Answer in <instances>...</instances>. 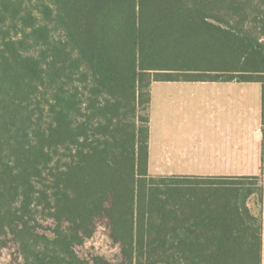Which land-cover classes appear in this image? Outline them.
Here are the masks:
<instances>
[{"label": "trees", "instance_id": "16d2710c", "mask_svg": "<svg viewBox=\"0 0 264 264\" xmlns=\"http://www.w3.org/2000/svg\"><path fill=\"white\" fill-rule=\"evenodd\" d=\"M154 81L264 87V0H0V238L23 264H93L102 215L120 264H264L258 175L150 174Z\"/></svg>", "mask_w": 264, "mask_h": 264}, {"label": "rangeland", "instance_id": "374dc122", "mask_svg": "<svg viewBox=\"0 0 264 264\" xmlns=\"http://www.w3.org/2000/svg\"><path fill=\"white\" fill-rule=\"evenodd\" d=\"M232 94L239 96L240 101L246 105L253 104L254 113L250 109L229 110L222 106L226 103V98ZM151 114L154 134L160 133L165 136L190 134L195 139L194 147L187 151L185 164L181 165L194 170L185 171L184 174H168V172L157 171H150V174L152 176H211L203 175L204 171L196 170L210 163L205 160L206 158L214 156V149L202 145L204 140L208 143L215 142L221 134L220 128H223L220 121L226 118L257 116L262 119L264 124V87L261 82L255 81H154L151 85L150 116ZM210 123L213 126H210ZM181 140L183 141V138ZM174 166L179 165L174 163ZM263 171L258 175V185L264 188ZM213 174L219 173L213 172ZM250 202L255 212H257L256 209H261L258 195H254ZM39 223L40 228L48 233L56 225L53 220H41ZM77 251L80 256L91 260L93 264H120L123 260L121 246L112 237L110 221L106 215L97 218L93 236L78 246ZM96 257L101 258L99 263L94 261ZM0 264H23L19 246L12 235L0 238Z\"/></svg>", "mask_w": 264, "mask_h": 264}, {"label": "crops", "instance_id": "0c3cea01", "mask_svg": "<svg viewBox=\"0 0 264 264\" xmlns=\"http://www.w3.org/2000/svg\"><path fill=\"white\" fill-rule=\"evenodd\" d=\"M226 99V103L222 104V106L229 110L250 109L252 112L255 110L253 104L246 105L244 102L242 103L239 96H235V94L228 96ZM218 104H220L219 101ZM220 123L223 128H220L221 134L215 142L208 143L204 140L202 144L206 148L214 149V156L206 158L205 160L210 163L196 170L204 171L203 175L211 176L261 174L262 170H264V124L262 123V119L250 115L237 116L226 118L220 121ZM210 126H213V124L210 123ZM182 138L183 141L181 140ZM194 139L190 134L182 136L154 134L153 116L151 114L149 141L150 171L184 174L185 171L194 170L181 166L183 163L185 164L187 151L191 150V147H194ZM174 163L179 166H174ZM213 172H218L219 174L214 175ZM262 208L264 217V202Z\"/></svg>", "mask_w": 264, "mask_h": 264}]
</instances>
